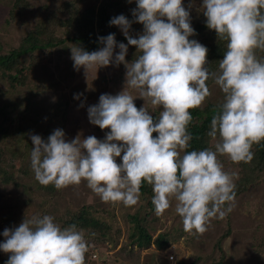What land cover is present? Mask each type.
Returning <instances> with one entry per match:
<instances>
[{
  "label": "clouds",
  "instance_id": "clouds-1",
  "mask_svg": "<svg viewBox=\"0 0 264 264\" xmlns=\"http://www.w3.org/2000/svg\"><path fill=\"white\" fill-rule=\"evenodd\" d=\"M131 2V0H129ZM132 20L123 14L109 20L127 40L117 43L115 34L98 37L103 47L86 51L71 48L73 67H126L125 85L139 91L159 108L158 116L134 105L124 89L116 95L101 94L87 108L89 122L110 129L104 138L65 140L62 129L42 139L30 136V167L41 185L60 189L81 180L102 202L137 204L140 186L152 187L154 214L160 216L175 200V212L183 230L202 234L212 218L223 219L235 197L232 176L217 156L232 162L253 157L251 146L264 140V0H201L204 23L226 40V50L215 72L206 66L207 48L195 39L189 10L182 0H135ZM132 23L143 25L137 38L129 35ZM128 45L139 55L125 60ZM114 48L119 51L114 55ZM224 94L219 111L210 121L207 135L213 148L184 151L191 134L189 109L210 94L209 78ZM79 94H74L78 98ZM156 133L155 136L152 134ZM120 162H116V158ZM0 251L10 253L5 264H84L87 241L75 224L60 227L49 214L25 218L5 228Z\"/></svg>",
  "mask_w": 264,
  "mask_h": 264
},
{
  "label": "rangeland",
  "instance_id": "rangeland-1",
  "mask_svg": "<svg viewBox=\"0 0 264 264\" xmlns=\"http://www.w3.org/2000/svg\"><path fill=\"white\" fill-rule=\"evenodd\" d=\"M16 1L0 0V56L18 48L29 32L36 28L37 22L49 14L47 9L55 8L63 0H26V9L12 17ZM85 1V7L97 9L103 0ZM182 3L189 10L192 27L199 23L205 25L201 0H182ZM132 25L129 35L137 38L143 28H133ZM206 30L209 33L203 38L206 36L207 40H212L209 35L211 30L207 27ZM203 38L197 41L203 44ZM115 40L127 45L119 28ZM76 46L65 42L51 50L37 51L32 57L26 56L25 60H20L24 73L17 75L15 86L0 69V128L5 127L4 120L10 122L11 116L21 119L23 116V122L17 125L23 127L19 130L21 133H12L13 130L0 139V233L6 227L18 226L24 217L49 214L63 228L82 216L87 224L77 221L73 224L82 231L87 241L85 264H160L163 260H168L170 264L181 261L191 264L196 257L200 259L199 264H210L211 257L218 256L217 244L221 245L227 235L230 236L222 243L225 264H264V252L259 249L260 243H263L261 238H264V185L235 199L231 211L223 219L212 218L206 231L197 238L198 234L183 230L181 217L175 212L174 199L168 209L156 216L149 206L152 198L149 194L140 195L133 206H124L119 202H102L84 180L79 185L60 189L51 183L41 185L35 180L30 167V136L40 135L46 140L53 130L59 128L64 131L66 141L77 135L81 138L95 136L102 140L110 129L102 130L91 124L87 115V108L98 103L101 94L116 95L125 87V91L134 97L133 103L138 109L144 105L153 116L159 114V108L151 105L148 98L139 97L138 90L125 85L126 67L123 63L117 66L110 63L98 69V66H93L86 72L83 66L74 68L70 56L71 48ZM118 51L114 48V55ZM255 54L258 59H264V50H255ZM138 55L135 46L128 45L125 60L130 63ZM74 94H79L78 98H74ZM223 97L224 94L214 84L209 100L222 103ZM205 101L199 106L202 107ZM116 162H120L119 157ZM222 167L227 172L232 171L231 163L230 167ZM135 218L139 220L138 224L133 221ZM92 221H97L102 228L107 225L111 234L109 238L92 231ZM137 225L148 227L154 237L166 234L170 239L169 247L158 251L154 246L145 250L129 246L123 253L122 246L128 245ZM3 239L0 236V241ZM256 250H259V257ZM204 254L206 260L202 257ZM9 255L0 251V264ZM94 255L97 257L94 258Z\"/></svg>",
  "mask_w": 264,
  "mask_h": 264
},
{
  "label": "trees",
  "instance_id": "trees-1",
  "mask_svg": "<svg viewBox=\"0 0 264 264\" xmlns=\"http://www.w3.org/2000/svg\"><path fill=\"white\" fill-rule=\"evenodd\" d=\"M25 1L26 0H17L15 2V8L12 9V17L20 15L24 9H26ZM85 2V0H63L59 5H55V8H48L47 12H49V14L43 20L37 22L36 28L29 32L22 40L21 45L13 49L9 54L0 56V69L6 73L4 77L7 79L9 78L12 86L17 85V75L24 73L23 63L20 60L23 58L25 60L26 56L32 57L37 51H44L45 49L51 50L61 46V44L65 42H72L89 52L96 51L103 47V44L98 41V37L117 33V28L119 27L110 25L109 20L120 14L132 20L131 10L136 7L135 0H131V2H129V0H103L100 7L97 9L85 7ZM132 27L140 29L143 28V25L140 23H133ZM193 29L195 30V35L189 37V39H202L205 34L209 33L206 30V26L201 23L194 25ZM210 32H212L209 34L212 40H207L205 36V38H203V45L206 46L208 50L206 53V66L210 72H215L218 68L219 60L223 58L227 41L217 37L214 30ZM63 34H65V36H63ZM260 50L264 49H257L256 51ZM206 83L210 93L211 87L215 84L214 80L210 77ZM209 95L205 98L206 101L202 107L198 106L189 109L192 119L187 126V130L191 134V140L189 141L188 148L180 151L181 155H183L184 151L201 150L204 148H213L214 150V142L216 141L209 137L207 132L210 130L211 118L218 113L221 103L210 101ZM155 116L158 115H154L153 117ZM4 121L5 127L0 128V139L4 138L6 134H9L8 132L13 130L15 131L12 133H21L19 130H22L23 127L20 128L17 127V125L23 122V116L22 119L11 116L10 122H8V119ZM152 135L155 136L156 133ZM251 151L253 157L247 162H232L226 155L218 154L217 156L222 166L230 167L231 163L232 171H229V173L233 174L232 179L235 185L234 200L249 190L264 185V140L253 143ZM146 194L153 195L152 187L147 183H142L140 186V195ZM149 206L154 211L152 203ZM248 209L250 208H247V210ZM75 221L87 224V220L82 216H79ZM133 221H135L136 224L139 223V220L136 218ZM73 222L70 223L73 224ZM92 222L93 224L91 225L94 229L92 231L95 233L100 232L103 238H109L111 234L110 230L106 227L107 225H104L106 230L100 227L97 221ZM196 236L198 238L200 234ZM227 236L229 237L230 235ZM227 236L223 238L222 243ZM261 239H263V241H261L263 243H260L259 249L264 252V238ZM169 243L170 239L166 234H160L154 237L150 233L148 227L137 225L135 226L134 233L130 236V242L128 245H123L121 251L124 253L129 246L138 247L140 250L149 249L154 246L158 251H163L169 247ZM222 243L221 245L217 244L216 254L218 253V256L211 257L210 264H225V260L222 258L223 255H225ZM256 255L259 257V250H256ZM202 257H204L203 259L205 260L207 259L205 254L202 255ZM7 259L8 258H6L5 261ZM195 259L196 260L191 264H199L200 259L197 257ZM5 261L3 264H5ZM177 264L188 263L181 261Z\"/></svg>",
  "mask_w": 264,
  "mask_h": 264
},
{
  "label": "crops",
  "instance_id": "crops-1",
  "mask_svg": "<svg viewBox=\"0 0 264 264\" xmlns=\"http://www.w3.org/2000/svg\"><path fill=\"white\" fill-rule=\"evenodd\" d=\"M158 256V255H157ZM158 258V257H157ZM166 259V258H165ZM164 262L160 263V264H170V262H168V260H163ZM153 264H156L155 262H153Z\"/></svg>",
  "mask_w": 264,
  "mask_h": 264
},
{
  "label": "built area",
  "instance_id": "built-area-1",
  "mask_svg": "<svg viewBox=\"0 0 264 264\" xmlns=\"http://www.w3.org/2000/svg\"><path fill=\"white\" fill-rule=\"evenodd\" d=\"M96 257H97V256H96V255H94V258H96ZM170 259H171V260H173V259H174V257H170Z\"/></svg>",
  "mask_w": 264,
  "mask_h": 264
}]
</instances>
